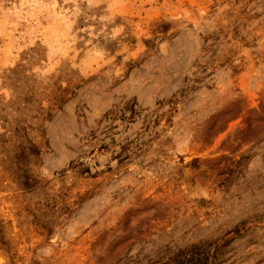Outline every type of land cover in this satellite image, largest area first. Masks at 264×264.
Listing matches in <instances>:
<instances>
[{
    "label": "rangeland",
    "instance_id": "374dc122",
    "mask_svg": "<svg viewBox=\"0 0 264 264\" xmlns=\"http://www.w3.org/2000/svg\"><path fill=\"white\" fill-rule=\"evenodd\" d=\"M264 264V0H0V264Z\"/></svg>",
    "mask_w": 264,
    "mask_h": 264
},
{
    "label": "trees",
    "instance_id": "16d2710c",
    "mask_svg": "<svg viewBox=\"0 0 264 264\" xmlns=\"http://www.w3.org/2000/svg\"><path fill=\"white\" fill-rule=\"evenodd\" d=\"M221 247L211 251L208 244L204 246H196L193 252L189 250H181L176 253V256L172 259V264H217V261L221 254ZM154 264V263H153ZM168 264V263H158Z\"/></svg>",
    "mask_w": 264,
    "mask_h": 264
}]
</instances>
